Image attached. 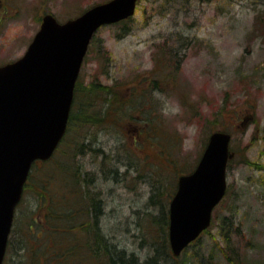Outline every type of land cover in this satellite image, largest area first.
I'll use <instances>...</instances> for the list:
<instances>
[{
    "label": "rangeland",
    "instance_id": "obj_1",
    "mask_svg": "<svg viewBox=\"0 0 264 264\" xmlns=\"http://www.w3.org/2000/svg\"><path fill=\"white\" fill-rule=\"evenodd\" d=\"M101 1L0 0V64L24 53L44 13L65 21ZM261 8L264 0H138L132 19L101 26L91 40L77 89L109 87L116 110L105 126H71L62 147L72 143L77 153L78 142L87 145L76 159L80 178L103 200L100 228L141 259L163 236L151 215L168 210L177 175L192 169L208 136L222 129L236 153L226 193L209 228L172 261L264 264V21L255 20ZM168 141L172 156L167 147L158 151ZM154 186L166 204H152ZM29 192L31 185L18 214L37 200ZM11 256L18 257L11 249L4 264Z\"/></svg>",
    "mask_w": 264,
    "mask_h": 264
},
{
    "label": "water",
    "instance_id": "obj_2",
    "mask_svg": "<svg viewBox=\"0 0 264 264\" xmlns=\"http://www.w3.org/2000/svg\"><path fill=\"white\" fill-rule=\"evenodd\" d=\"M137 0H108L59 22L51 13L25 53L0 65V264L14 208L31 164L47 159L63 137L74 86L94 32L131 16ZM230 135L214 131L194 170L178 178L169 203L168 238L177 256L206 229L226 189Z\"/></svg>",
    "mask_w": 264,
    "mask_h": 264
},
{
    "label": "trees",
    "instance_id": "obj_3",
    "mask_svg": "<svg viewBox=\"0 0 264 264\" xmlns=\"http://www.w3.org/2000/svg\"><path fill=\"white\" fill-rule=\"evenodd\" d=\"M261 9L263 10L255 16L257 23L264 21V8ZM130 19L132 17L122 22L125 23ZM75 90L79 91V95L81 92L83 97L77 98L75 95L67 131L59 148L50 159L36 161L27 180L23 199L26 196L27 186L31 185L34 192H29L30 196L36 197L37 200L33 201V205L29 206L30 203L25 206L21 213L16 212L8 240L7 254L8 252L11 254L12 249L18 257L15 260L11 256L9 264H12V260L14 264H173L172 260L176 259L172 257L166 236L168 211L164 207H159L158 217L151 215L153 217L150 224L157 225L160 232L162 230L163 236L156 235L159 237L156 240L153 239L151 254L145 259H141L133 251H127L125 247H119L117 243L112 242V238L102 232L99 219L103 214V200L94 191L88 190V185L84 183L85 178H80L81 167L76 159L78 153L87 149V145L84 142H78L77 153L72 152V143L69 147L66 146L67 149L62 146L72 131L71 126L83 125L84 127L90 124L105 126L107 117L111 118L116 110L113 106L115 95L109 87L94 82L88 88L77 89L76 85ZM83 92L90 98L101 97L103 103L92 102L90 98L86 99ZM140 138L141 142L145 143V136L141 135ZM167 144L166 146L157 145L158 151L164 153L167 147L169 151L167 154H171L172 145L169 141ZM61 147L63 150L59 152ZM68 148L71 149L68 150ZM44 168L51 171L44 175L42 174ZM172 170L175 172L178 170L176 165ZM39 172L43 177L41 178L40 175L41 179L38 182L35 175ZM154 190L150 198L152 204L158 202L166 204L160 200L163 192L159 187L154 186ZM238 230L236 226V231Z\"/></svg>",
    "mask_w": 264,
    "mask_h": 264
}]
</instances>
